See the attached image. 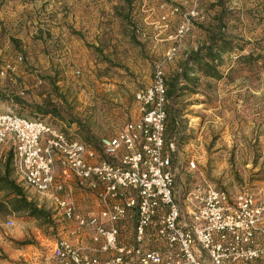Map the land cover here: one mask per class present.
Listing matches in <instances>:
<instances>
[{
    "label": "rangeland",
    "instance_id": "374dc122",
    "mask_svg": "<svg viewBox=\"0 0 264 264\" xmlns=\"http://www.w3.org/2000/svg\"><path fill=\"white\" fill-rule=\"evenodd\" d=\"M214 1L0 0L2 108L18 112L17 104L3 100L10 97L30 104L49 102L70 112L81 127L55 115L39 117L71 137L85 140L88 133L99 141L117 134L140 116L135 93L150 85L154 66L161 64L169 79L187 53L206 41L205 29L220 12ZM224 3L230 33L251 42L264 41V0ZM13 4L21 14L17 22L7 17ZM188 16L189 30L176 42L175 31ZM175 44V54L167 59ZM221 70L226 73V66ZM198 77L201 84L208 79ZM209 81L212 86L206 92L186 89L174 101L190 133L171 155L177 189L182 191L187 182L206 181L230 194L246 187L260 190L264 187V67ZM10 153V145L4 143L0 175L8 168L9 178L16 181L7 159ZM191 158L196 167L188 170ZM59 172L57 181L65 187L67 180ZM19 186L50 216H29L14 210L11 202L0 209V264L41 263L64 225L47 193ZM4 197L12 199V194L0 186V199Z\"/></svg>",
    "mask_w": 264,
    "mask_h": 264
},
{
    "label": "built area",
    "instance_id": "2783aa9c",
    "mask_svg": "<svg viewBox=\"0 0 264 264\" xmlns=\"http://www.w3.org/2000/svg\"><path fill=\"white\" fill-rule=\"evenodd\" d=\"M189 27L188 16L175 31L176 42ZM165 80L163 66L156 64L150 85L135 93L140 116L117 134L101 137V153L42 118L3 109L0 100V147L13 145L17 184L47 193L64 223L74 222L72 233L91 241L84 249L59 237L42 263L17 264H264V187L230 194L195 181L176 189L175 144L165 138ZM57 166L65 180L71 177L93 193L95 214L81 213L75 200L65 197ZM195 167L189 159L188 170Z\"/></svg>",
    "mask_w": 264,
    "mask_h": 264
},
{
    "label": "trees",
    "instance_id": "16d2710c",
    "mask_svg": "<svg viewBox=\"0 0 264 264\" xmlns=\"http://www.w3.org/2000/svg\"><path fill=\"white\" fill-rule=\"evenodd\" d=\"M224 2L225 0H215L212 3L220 6V12L213 17L210 21L212 22L211 25L205 29L206 41L188 52L179 71L165 80L167 98L165 132L167 133V141H173L176 146L186 142L190 135L187 125L179 121L180 117L178 116L182 109L174 103L183 91L189 89L206 92L212 86L210 79L220 80L234 71L243 69L255 73L259 66L264 67V41L251 42L230 33ZM224 65L227 69L226 73L221 70V66ZM199 75L208 79L201 84ZM3 100L17 104V114L19 115L36 119L40 118L39 116L55 115L69 125L77 123L81 127L76 117L56 104L49 102L30 104L20 100L19 97L4 98ZM83 141L101 150L99 141H94L93 136L88 133H85V140ZM12 157L13 153L11 152L7 159L12 162ZM0 186L7 187L12 194V199H8L9 197L0 199V209L5 208L8 202H11L14 210H23L29 216L35 218H48L50 216L42 207H38L26 197L22 187L15 180L9 178L8 168L5 174L0 175Z\"/></svg>",
    "mask_w": 264,
    "mask_h": 264
},
{
    "label": "crops",
    "instance_id": "0c3cea01",
    "mask_svg": "<svg viewBox=\"0 0 264 264\" xmlns=\"http://www.w3.org/2000/svg\"><path fill=\"white\" fill-rule=\"evenodd\" d=\"M13 6L15 7L13 8L14 11H12L10 14L7 13V17L11 18L14 22H17L18 20H20L21 14L15 11L17 6H15L14 4ZM49 6L51 7L52 5L50 4ZM23 17H25V15H23ZM179 121L184 123V120L180 118H179ZM166 136H167V133L165 132V138ZM6 143L10 145V152L13 153L12 143L10 141H7ZM12 165H13V160H12ZM58 171H59V166H57V174H58ZM190 184L191 182H187L184 185V187ZM175 185H176V181H175ZM176 189H177V185H176ZM62 193L65 195V197L74 199L77 204L78 211H80L81 213L85 215H93L99 208L97 202L95 201L93 197V193L85 189L79 188L75 180L71 177H69V179L67 180V183ZM73 227H74V222L72 221L65 222L64 225L60 228V231H59L60 237H63L64 239H66L68 242H70L71 244L75 246L88 249L91 245L90 239L84 233H80L79 235L72 233ZM99 254L100 256H107V254L105 253H99Z\"/></svg>",
    "mask_w": 264,
    "mask_h": 264
}]
</instances>
